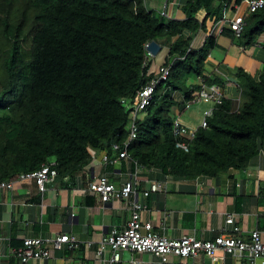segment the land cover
<instances>
[{
    "label": "trees",
    "instance_id": "obj_1",
    "mask_svg": "<svg viewBox=\"0 0 264 264\" xmlns=\"http://www.w3.org/2000/svg\"><path fill=\"white\" fill-rule=\"evenodd\" d=\"M242 1L185 0L178 19L145 0H0V181L54 162L67 182L93 151L109 148L112 157V143L124 148L139 91L154 77L144 66L153 40L170 42L171 74L137 118L128 145L134 164L179 179L244 170L264 153V68L259 78L248 75L239 101L224 96L188 150L177 147L173 132L177 111L203 84L219 82L205 74L217 35L199 47L195 38ZM222 34L255 44L264 34V9L245 13L242 37L229 27Z\"/></svg>",
    "mask_w": 264,
    "mask_h": 264
},
{
    "label": "crops",
    "instance_id": "obj_2",
    "mask_svg": "<svg viewBox=\"0 0 264 264\" xmlns=\"http://www.w3.org/2000/svg\"><path fill=\"white\" fill-rule=\"evenodd\" d=\"M148 8L151 0H145ZM185 0L166 1L167 16L182 19L185 14L182 5ZM160 11V12H161ZM246 5L235 4L225 15L228 21L235 15L245 14ZM201 32L193 45L199 47L204 41ZM162 46L157 55H151L149 69L154 70L168 58L170 42H159ZM264 68V34L252 45H242L228 35H217V45L206 61L205 74L219 79L225 97L236 98L241 86L247 84L248 75L259 78ZM191 82H194L193 80ZM204 113L214 107L205 102ZM181 119L190 126H199L186 115ZM186 115V116H185ZM112 156L117 153L112 151ZM136 166L123 160L122 165L101 166V150L93 151L91 163L78 172L73 180L66 182L58 178L42 194L34 180L15 182L13 189H0V264H22L11 255V249L23 244L25 238H53L58 234H74L82 246L75 250H55L49 246L50 255L43 260L32 259L25 264H109L110 252L104 260L96 257L99 241L113 228L126 226L131 216L128 203L123 199L102 202L99 193L87 189L94 176L107 173L118 187L135 179L136 198L146 209L141 211L142 222H152L154 232L169 238H180L187 234L203 240L214 239L223 228L231 229L226 220L235 218L240 236L248 239L254 230L261 232L264 242V153L252 158L248 166L233 176H199L195 179L164 177L159 171L139 168L136 177L129 171ZM168 181L167 191L157 192L149 197L143 193V185L151 180ZM91 242V245H88ZM118 264H264V257L252 262L248 253L243 256L227 255L225 259L211 263L208 256H172L168 263H161L150 252L122 250Z\"/></svg>",
    "mask_w": 264,
    "mask_h": 264
},
{
    "label": "built area",
    "instance_id": "obj_3",
    "mask_svg": "<svg viewBox=\"0 0 264 264\" xmlns=\"http://www.w3.org/2000/svg\"><path fill=\"white\" fill-rule=\"evenodd\" d=\"M247 8V12L251 13L259 9H264V0H243ZM167 16L166 12H162ZM245 26V14L235 15L229 21L227 19L220 20L207 35L215 34L221 35L226 27L231 28L235 32L237 38L242 37ZM146 45V50L147 46ZM147 61L144 66H148V61L151 55L147 50ZM172 64L164 60L154 70L148 68V75L154 77L139 91L137 102L129 124L130 136L125 143L124 148L119 144L112 143L111 150L117 154L110 156V149H101V166H117L122 165L123 160L129 162V166L134 164V160L128 153L129 143L137 137V118L138 116L151 104L158 85L167 81L171 74ZM204 82L203 79H200ZM164 91L165 89H161ZM224 92L220 86L203 84L197 97L187 103V108L194 102L203 100L204 102H212L214 107L205 112L199 126H190L186 124L179 114H176L173 122V132L179 139L177 147L188 150L189 141L194 138L199 127H207V118L212 115L214 108L220 104L224 98ZM241 94L236 97L239 101ZM136 171H129V175L136 177L139 168L137 163ZM58 178V171L54 168V162L44 163L40 169L21 174L16 181H0V189H13L15 182L34 180L43 194L49 185L53 184ZM87 189L91 192L99 193L101 200L107 203L113 199H123L128 203L131 210V216L127 224L123 228H113L99 241L96 251V257L99 260H104L106 252H110L108 258L109 264H118L121 261L120 252L128 250L132 252H150L161 263H168L172 256L181 258L197 257L205 254L209 257L211 263H216L219 260L225 259L227 255L243 256L248 253L249 259L254 262L257 258L264 257V242L261 239V232L254 230L250 237L246 240L240 236L241 229L235 224L233 215L227 217L226 223L232 228H223L221 232L212 240H203L197 238L195 235L187 234L180 238H169L154 232V225L152 222H142L141 211L146 209L136 198V182L135 179L124 182L121 187L116 186L107 173H100L94 176V179L88 184ZM168 181L165 180H151L145 182L143 185V193L149 197L157 192L167 191ZM91 245V242H88ZM55 250H75L82 246V242L74 235L68 233L58 234L53 238H25L23 244L19 247L11 249V255L19 258L22 264L27 263L32 259L43 260L49 257L50 248ZM130 264H139L135 260H131Z\"/></svg>",
    "mask_w": 264,
    "mask_h": 264
},
{
    "label": "rangeland",
    "instance_id": "obj_4",
    "mask_svg": "<svg viewBox=\"0 0 264 264\" xmlns=\"http://www.w3.org/2000/svg\"><path fill=\"white\" fill-rule=\"evenodd\" d=\"M168 1L169 3L172 0H151V7L155 11H161L165 7V3ZM202 79V78H201ZM176 97L179 99L181 98L180 94H176ZM204 104L207 105L203 100L196 101L192 103L185 111L186 115H190L191 119L195 120L196 123H200L206 113H204L203 107L205 108ZM185 115V116H186Z\"/></svg>",
    "mask_w": 264,
    "mask_h": 264
},
{
    "label": "water",
    "instance_id": "obj_5",
    "mask_svg": "<svg viewBox=\"0 0 264 264\" xmlns=\"http://www.w3.org/2000/svg\"><path fill=\"white\" fill-rule=\"evenodd\" d=\"M161 48V44L155 40L151 41L147 46V50L150 51L153 55H157L161 51Z\"/></svg>",
    "mask_w": 264,
    "mask_h": 264
}]
</instances>
